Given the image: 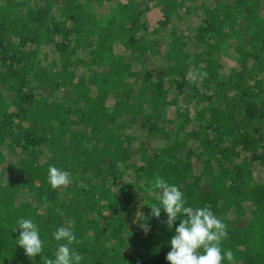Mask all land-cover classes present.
Wrapping results in <instances>:
<instances>
[{"label":"rangeland","instance_id":"374dc122","mask_svg":"<svg viewBox=\"0 0 264 264\" xmlns=\"http://www.w3.org/2000/svg\"><path fill=\"white\" fill-rule=\"evenodd\" d=\"M15 1L20 4L17 8V23L4 47L8 54L19 60L18 67L24 65L28 71L27 81L34 89L31 103L40 98L50 101L47 89L53 84H48L40 71L41 68L49 69L51 60L55 61V69H58L64 56L70 64L68 70L87 82L85 66L91 59L92 49L89 42L95 40V35L91 33L85 37L81 33H71L61 39L59 34H54L55 27L70 28V14L79 13L84 18H90L91 24L87 25L93 26L96 20L103 17L102 24H106L110 10H121L124 5H131L136 15L124 20L121 28L129 29L131 22L136 20L138 28L131 35L151 42L156 51L140 52L136 50V45H133L134 48H125V40L112 43V52L121 55L135 72L134 78L126 79L131 85L130 94L133 96L129 105L136 103L143 81L149 84L145 96L151 101L144 106L141 104L142 116L134 117V124L121 131L128 138L123 143L126 160L116 163L114 172L110 173L104 161L96 172L83 174L80 184L76 185L72 181L69 186L59 189L50 186L52 193L49 197L42 196L34 200L28 197L29 203L35 208L33 219H36L40 238L44 241L43 252L53 245L52 233L66 226L68 221H73L74 215L79 214L82 225L90 219L94 221L96 229L102 226L109 228L114 222L121 223L123 254L133 259L149 257L148 246L173 236L172 231L154 232L151 227L145 234L140 226L152 218L149 206L156 200L151 181L156 175L161 177L160 170L176 159L188 165L195 176L199 175L204 159L196 157V154L203 141H210L217 146L216 156L209 158L210 167L212 172L219 168L225 170L226 185L238 184L245 189L264 187V0ZM4 2L0 0V4ZM69 9V13H66ZM26 10L31 11L36 20L25 15ZM230 15L235 19L232 26L234 35H230L224 25V19ZM214 20L215 24H210ZM200 29H205V32L200 33ZM36 31L42 33L44 39L36 53L33 52L32 44L18 45L22 36H31ZM172 34L176 39L175 48L168 59L164 55ZM60 41L67 45L62 56L53 49L54 44ZM175 57L186 65L182 78L167 72V68L175 64ZM2 66L0 61V109L15 113L17 99L12 87L17 81L13 80L12 85H9L7 78L3 77ZM176 69L179 71V67ZM193 72L207 75L193 83L187 79L189 73ZM64 98L72 99L67 90H54L53 100L65 104ZM118 98H107V112H110L113 101ZM148 105L153 108H147ZM249 107L253 108L251 117L247 115ZM26 109L34 113L33 106ZM210 110L215 114L222 113L230 125L229 136H223L220 141L211 129L213 125L210 126ZM124 118V115L121 116V119ZM30 122L31 118L25 116L23 120L12 118L4 124L0 117V126L4 127L0 132V153L8 159L3 160V166H7L8 161L16 163L18 158H29L30 149L24 152L15 144L19 142L21 133L29 130ZM148 128L152 130L148 131ZM92 131L95 130L87 126L84 136L78 137L81 146L88 151L94 144ZM40 134V129H37L35 136ZM170 148L173 151H168ZM33 150L35 154L39 153V163L49 155L45 144ZM4 177L11 179L14 175L9 173ZM207 183L208 178L204 177L197 185L203 191ZM88 185L94 186L91 195L85 191ZM101 190L103 195L99 194ZM25 193L19 192V198L24 199ZM140 213L149 219L140 221ZM96 231L85 229L84 238L91 239Z\"/></svg>","mask_w":264,"mask_h":264},{"label":"trees","instance_id":"16d2710c","mask_svg":"<svg viewBox=\"0 0 264 264\" xmlns=\"http://www.w3.org/2000/svg\"><path fill=\"white\" fill-rule=\"evenodd\" d=\"M4 1V4H0V61L4 68L3 77L7 78L8 84L12 85L13 80L17 81V84L12 87L17 101L15 113H6L0 109V117L4 124L9 123L12 118L19 120H23L25 116L31 118L29 130L21 133L19 142L13 143L21 151L27 152L30 149L31 153L28 159L18 158L16 163L8 161L7 166L2 165L3 160L7 158L0 153V264H44L41 256L54 259L58 244L64 241L57 242L54 239L53 245L41 256L29 258L25 255L24 249L16 244L20 230L17 227V230L13 231V228L17 226L16 221L20 218L37 222L33 219L35 208L29 203L28 197L34 200L42 196H50L52 189L47 181L49 166L67 172L73 183L77 185L82 182L83 174L96 172L101 162L106 161L107 168L112 173L115 171L116 163L126 160V149L123 143L127 142L128 138L121 131L134 124V117L142 116L141 104L144 106L151 99L145 96V90L149 84L143 81L136 103L129 105L133 96L130 94L131 85L126 79L134 78L135 72L121 55L112 52L111 45L113 42L125 40V48H134L133 45H136V50L140 52L147 50L148 53H155L156 51L151 42L143 37L134 38L131 35V32L138 28L136 20L131 22L129 29L121 28L124 20L136 15L131 5H124L121 10H110V17L106 20V24H102L103 17L96 21L94 19L93 26L87 25L91 24L90 18H84L79 13L70 14V28L55 27L54 34H59L61 39H65L71 33L74 35L81 33L85 37L90 36L91 33L95 35V40L89 42L92 44V49L90 50L91 59L85 66L88 73L87 82H84L83 78H77L72 71L68 70L70 64L61 55L66 52L67 45L61 44L62 41H60L53 46V49L62 56L58 69H55V61L51 60L49 69L41 68L40 71L45 81L53 84L47 89L50 101L40 98L31 103L30 97L33 96L34 89L27 81L28 71L24 65L18 67L19 60L8 54L4 47V44L8 42L9 34L15 30L17 8L20 4L15 0ZM69 11L70 9L66 13ZM25 15L33 21L36 20L29 10H26ZM164 18H167V14ZM96 22L101 25H97ZM215 22L216 20L210 24ZM234 24L235 19L231 15L228 19H224V25L228 28L230 35L235 34L232 29ZM83 28L86 30L84 31ZM210 30L213 31V29ZM203 32L205 29H200V33ZM171 36L164 55L168 59L175 48L176 41L173 34ZM43 42V34L36 31L31 36H22L18 45L32 44L33 52L36 53ZM174 63L167 68V72L182 78L186 65L180 59H176ZM178 67L179 71H176ZM183 82L186 84L185 81ZM58 88L61 91L67 90L72 99L64 98L67 102L65 104L53 100V92ZM64 95L62 92V97ZM109 96H119V98L113 101L112 109L107 112L106 100ZM30 106H33V114L26 109ZM147 108L153 107L148 105ZM209 112L210 126L213 125L211 129L216 139L220 141L223 136H229L230 125L226 122L225 116L222 113L215 114L213 110ZM123 115L125 118L121 119ZM247 115L253 116L252 107L247 109ZM87 126L95 130L91 133L94 144L90 151L82 147L78 140V137L84 136V129ZM37 129H40L41 134L36 137ZM2 130L4 127L0 126V132ZM151 130L148 128V131ZM43 144L48 147L49 155L44 157L42 163H39L37 160L39 153L35 154L33 149ZM199 145L200 151L196 157L204 159L202 172L199 175L195 176L188 165L176 159L174 163L167 164L160 170L161 178L170 185L179 187L187 202L186 206L197 208L211 205L214 215L227 226L228 238L222 242V250H232L236 264H264V187L254 186L251 189H245L238 184L226 185L225 170L219 168L218 171L212 172L210 167L209 158L216 156L217 146L210 141L200 142ZM168 151L173 149L170 148ZM9 173L14 177L5 179L4 175ZM204 177L208 178V183L206 189L201 191L197 184ZM93 188L94 186L88 185L86 193L91 195ZM19 192H26V197L19 198ZM99 194L103 195L104 192L101 190ZM72 219L76 237L81 241L80 244L73 243L72 248L83 256L80 264H169L166 256L171 251L170 240L175 235V228L179 225L177 220L172 230L169 229L164 223L167 216L161 209L159 219L152 216L151 221L147 223L154 232L168 230L172 231L173 236L148 246L149 257L133 259L123 254L121 223L114 222L109 225V228L102 226L96 229L93 226L94 221L90 219L82 225L79 214L74 215ZM85 229L97 231L88 240L84 238ZM222 264H229V262L224 259Z\"/></svg>","mask_w":264,"mask_h":264},{"label":"clouds","instance_id":"9594fccd","mask_svg":"<svg viewBox=\"0 0 264 264\" xmlns=\"http://www.w3.org/2000/svg\"><path fill=\"white\" fill-rule=\"evenodd\" d=\"M206 75L204 72H193L189 73L187 79L195 83ZM47 181L53 189L67 187L72 183L67 172L54 166L48 168ZM151 188L157 201L149 206L151 216L159 219L162 209L167 216L164 223L169 229L179 220L175 235L170 240L171 251L166 256L169 264H222L224 259L229 264H236L232 250H222V242L228 238L227 226L214 215L211 205L197 208L186 206L187 202L179 187L170 185L159 175L151 181ZM141 217L140 221L149 219L142 214ZM73 224V221H68L66 226H61L52 233L57 242L64 241L58 244L54 259L41 256L44 241L40 238L39 229L32 219H18L13 231L19 228L20 234L16 244L24 249L29 258L40 255L44 264H80L83 256L72 248L73 243H81L76 237ZM140 226L145 234L150 230L147 222Z\"/></svg>","mask_w":264,"mask_h":264}]
</instances>
